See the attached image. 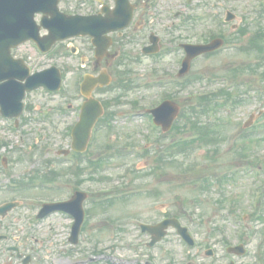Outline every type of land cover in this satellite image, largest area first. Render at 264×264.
<instances>
[{
    "label": "rangeland",
    "instance_id": "1",
    "mask_svg": "<svg viewBox=\"0 0 264 264\" xmlns=\"http://www.w3.org/2000/svg\"><path fill=\"white\" fill-rule=\"evenodd\" d=\"M263 2L264 0H221L218 4L215 0H196L194 14L205 16L207 9L219 10L221 13L229 10L239 18H245L241 27L248 30L239 40L240 35L233 32L231 26L222 27L227 35L233 32L230 44L226 45L222 53L194 63L192 78L197 75L199 79L194 80L187 88L177 85H167L162 89L149 88L159 80V76L155 75L157 66L151 58H146L140 65L128 63L113 68L114 76L119 72L122 75L130 72L129 77L136 84L126 91L113 87L109 91L98 92L99 98L111 100L112 105L108 110L111 115L108 120L112 121V128L106 129L105 123H100L96 141L86 158H93L96 152L103 150L98 147L107 145L112 146L111 152L118 157L96 171L86 165L87 159L84 158V163H81V187L90 193L85 208L91 216L77 246L69 243L72 226L70 218L57 214L38 221L35 217L44 202L68 200L74 188L70 183L71 174L67 177L58 174L54 182L48 183L42 182L41 178L50 172L52 162H60L58 172L74 168L57 154L59 150L71 145L70 133L67 131L77 122L76 105L82 102L76 85L79 58L69 53L68 44L82 49L89 48L90 44L85 39L68 41L59 47L68 52L63 54L64 57L57 53L58 48L52 56L42 57L27 45L22 51L30 58L33 72L56 65L65 74V83L60 94H49L45 90L29 94L26 98V119L18 126V130L13 129V120L0 116V143L6 144L0 146V205L13 200L23 202V207L4 221V232L11 233L8 234L11 242L3 243L4 248L5 245L19 246L18 243H23V254L36 257L32 264H264V222L255 219L259 214L264 220V209L255 214L253 212L256 207L264 206V197H258L259 202L263 201L261 206L253 201L254 194L256 197L260 192L264 194V112L258 118V128L246 130L243 137L240 135L243 131L242 124L248 115L254 111H264V78L261 74L264 72V65L253 73L249 70L239 73L236 87L230 84L235 78L233 72L238 67L245 64L256 66L259 60L264 61V51L259 58V52L243 53L235 49L241 44L243 47L247 45L256 32L264 33ZM158 4L160 14H164L166 9L171 16L175 12L189 11H185L181 0H159ZM206 22L205 19L196 28L193 26L188 34L183 29H178L174 34L198 43L208 27ZM209 26L212 30H218L214 24ZM165 36L168 37L167 34ZM236 40L239 41L235 42ZM215 77L222 81H213L216 82L213 84L212 79ZM116 80L118 77L114 78ZM139 83L142 88L138 86ZM218 90L228 91L233 97L226 102L224 109L218 108L209 114H201V110H198L202 109L200 96ZM167 93L174 94L173 97L186 115L177 122L181 126V130L175 134L177 139L182 142L186 137H193V131L186 127L189 126V114L202 122L203 126L207 124L215 129L218 139L212 143L202 144L201 141L187 147L186 152L179 154L169 164H163L158 170L159 174H164L160 180L154 176L139 177L156 167L157 146L153 140L157 134L148 119L127 118L122 114L136 110L133 104L135 101H138V109H150L163 100ZM118 97H121L120 103L116 101ZM237 99L244 102L234 105L233 102ZM70 105L73 106L72 109L69 108ZM229 112L232 114L231 118L227 117ZM21 134L25 144L21 142ZM146 146L147 156L141 157ZM243 148L246 151L244 156L241 155ZM4 157L7 158L6 168L2 166ZM37 171L40 177L36 178L35 183L25 185L23 190L10 187L12 182L30 181L28 176ZM204 184L209 185V189L204 191ZM58 187L66 188L65 192L57 190ZM108 188L125 190L133 196L121 201L115 200L107 209L100 208L95 202L107 200L105 190ZM141 188L145 192L158 190L161 193L158 196L153 193L134 196L136 193L132 192ZM112 196L115 193L110 191L108 197ZM162 205L165 208L159 210L158 206ZM168 214L178 215L182 223L190 228L196 240L194 247L185 244L172 229L168 237L156 247L150 249L146 246L149 238L139 235L136 223L155 224ZM240 243L246 246L245 255L227 252L228 246ZM207 250H213L214 256H207ZM9 257L8 252L0 250V264L8 262ZM17 260L15 263L21 264Z\"/></svg>",
    "mask_w": 264,
    "mask_h": 264
},
{
    "label": "flooded vegetation",
    "instance_id": "2",
    "mask_svg": "<svg viewBox=\"0 0 264 264\" xmlns=\"http://www.w3.org/2000/svg\"><path fill=\"white\" fill-rule=\"evenodd\" d=\"M131 5L134 7V18L129 28L123 32H113L109 34L113 43L110 47V57L106 58L100 63L94 58V61L86 66L90 72L96 74L99 69L103 66H122L124 64L132 63L140 65L145 62L146 55L145 49L151 48V39L155 38V35L160 39L159 53L153 55L154 61H156L157 72L160 75V79H170L173 75H177V68L181 65L185 52L183 48H177V46L183 45V43H191V39H182L183 43L178 44V38L174 34L177 31V20H174L170 16V12L164 13L163 20H160L158 15L159 0H129ZM173 1V0H171ZM116 6V0H61V9L67 14H78V15H97L100 14L103 8L113 9ZM128 11V9H127ZM180 13L179 27L185 29L184 32L187 34L190 32V23L192 18L189 14ZM174 17H178L177 13ZM175 18V19H176ZM163 23V25H162ZM167 34L168 37L165 35ZM90 47L81 48L85 50V53H95V48L92 45L91 39H86ZM161 43L163 46H161ZM128 50V52H127ZM80 53V49H79ZM151 57V56H149ZM176 69V71H175ZM9 214L6 219L10 218ZM4 219V220H6ZM5 227L0 224V242L7 243L11 242L10 232H4ZM18 242V241H15ZM16 245L6 246V252H9L12 257L16 256L22 261L23 243ZM24 260L21 264H23ZM3 264H7L4 262ZM10 264V263H9Z\"/></svg>",
    "mask_w": 264,
    "mask_h": 264
},
{
    "label": "water",
    "instance_id": "3",
    "mask_svg": "<svg viewBox=\"0 0 264 264\" xmlns=\"http://www.w3.org/2000/svg\"><path fill=\"white\" fill-rule=\"evenodd\" d=\"M58 1L59 0H0V14H6V13L12 14L13 12H15V5L17 4L18 5V11H17L18 16L17 17L20 21L19 23L23 25L24 21L27 22V20H28V24L32 25L33 13L38 11V10H43L42 6H45L44 10L49 11V12H53L52 16L55 17V22L60 21L61 24L64 25L65 31L63 33L62 32L57 33V35H59L58 37L60 39H65L67 37L80 35V34H83V35H87V34L94 35L95 34V32H94L95 27H94L93 18L65 17V16L61 15L60 13H58V9H57ZM26 3L28 4L29 8L24 13V5ZM53 22H54V20H53ZM21 29H22V27L20 26L18 28V30H21ZM21 35H22V33L19 34L16 31L15 26L10 25V24L4 25L2 31L0 32V45H2L5 48H9L10 46L14 45L15 43H17L20 40ZM219 45H220L219 42H215L206 48H190L191 58L195 57L196 55H198L200 53L212 51L213 49L219 47ZM98 50L102 54V53H105L106 48H99ZM3 58H4V56H3ZM4 67H5V64L2 61L0 63V79H1V73L4 71ZM10 69H15V65ZM9 76L14 78L15 76H17V74L14 71H12L9 74ZM42 76L43 75H38L34 78H30L28 80V84L26 87H28L29 90H32V89H35L41 85H45L50 89H54V87H52L47 81H45L44 78L43 79L40 78ZM58 82H59V78L57 79L56 83H58ZM98 82H100L102 85H105L108 83V78L103 76L99 79H89L88 83H86L85 88H84L85 94L88 95V93L91 91V89L94 87V85ZM8 90H9V96H8V94L2 95L5 102L18 104V101L20 100V96L17 95L16 88L14 86H11L10 88H8ZM4 106H7V104L4 103ZM177 112H178V109L175 108L174 105L169 103V102L165 103L159 109L153 111L157 122L163 123L164 125L171 124L173 122V120L175 119ZM100 114H101V109L99 106H96L95 103H92L91 105L88 104L85 107L84 114H83V121L81 124L82 126H84L85 131L87 128H89L91 126V124L93 123V119L95 121ZM81 132H82V130L79 127L75 131L74 137H75V141L82 145L85 143V141L87 139L88 130L85 133L86 138H82L80 136ZM83 200H84V196L78 195L77 200L74 201L75 202L74 210H73V212L71 211V213L73 215L78 217V222H77L76 227H75L74 235H76V231H77V229L80 225V222L82 220V215H80L81 213H79V206H81V203L83 202ZM13 206H14L13 204L7 205V206L1 208L0 211L2 212L3 210L11 209ZM60 209H64L63 206H61V204L47 205L45 210H44V214L47 215L53 211H57ZM169 223L176 224L174 221L173 222L167 221V222H165V225H167ZM161 227H163V225L160 226V228ZM162 235H164V234L161 233L158 239H160L162 237ZM240 249L241 248L233 249V251L238 252V250H240Z\"/></svg>",
    "mask_w": 264,
    "mask_h": 264
}]
</instances>
